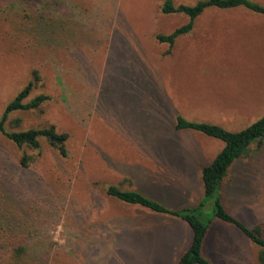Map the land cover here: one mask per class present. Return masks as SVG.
Here are the masks:
<instances>
[{
	"label": "rangeland",
	"instance_id": "rangeland-1",
	"mask_svg": "<svg viewBox=\"0 0 264 264\" xmlns=\"http://www.w3.org/2000/svg\"><path fill=\"white\" fill-rule=\"evenodd\" d=\"M166 1L0 0V120L38 72L29 100H51L12 114L6 129L69 135L63 157L46 140L19 148L0 133V264H178L189 249L186 222L107 188L176 211L199 203L202 170L224 143L176 132L175 119L240 132L264 118V16L209 8L169 55L157 36L189 18L164 15ZM222 196L248 226L264 224V146L232 168ZM204 254L212 264H259V249L219 221Z\"/></svg>",
	"mask_w": 264,
	"mask_h": 264
},
{
	"label": "trees",
	"instance_id": "trees-1",
	"mask_svg": "<svg viewBox=\"0 0 264 264\" xmlns=\"http://www.w3.org/2000/svg\"><path fill=\"white\" fill-rule=\"evenodd\" d=\"M209 8L220 10L245 8L255 14L264 16V6L250 0H206L199 2L195 6H176L173 1L167 0L161 8L162 13L164 15L183 14L189 18V22L170 35L157 36L158 43L168 45L170 48L168 54L170 55L176 41L180 37L190 34L194 29L196 20ZM34 76L35 81L31 82L7 106L0 120V133L19 148L28 146L39 150L41 148V140H46L51 148L56 150L61 156L67 157L69 135L59 133L54 126L23 132H9L6 129V124L12 114L21 111H35L51 100L50 97L45 95L29 100L35 84L40 81L38 72H35ZM16 123L19 124L20 120H17ZM175 131L200 133L224 143L223 150L210 165L202 170L204 195L195 207H186L177 211L171 210L139 191H124L116 186L108 187L107 195L124 204L138 206L155 214L169 216L186 222L192 231V240L189 249L181 257L178 264H212L205 257L204 249L215 221L234 227L242 236L256 246L259 249L258 263L264 264V224L260 223L253 227L248 226L227 210L222 196L224 182L229 177L232 168L241 159L249 156L253 147L256 146L260 149L264 146V118L243 131L230 132L218 125L189 122L178 116L175 119ZM29 161L25 157L21 163L24 167H27ZM14 254L15 257L21 258L24 250L16 248Z\"/></svg>",
	"mask_w": 264,
	"mask_h": 264
},
{
	"label": "crops",
	"instance_id": "crops-1",
	"mask_svg": "<svg viewBox=\"0 0 264 264\" xmlns=\"http://www.w3.org/2000/svg\"><path fill=\"white\" fill-rule=\"evenodd\" d=\"M237 9H238V8H237ZM232 10H234V9H232ZM203 14H204V13H203ZM200 17H201V16H200ZM197 20H198V19H197ZM197 20H196V21H197ZM195 23H196V22H195ZM194 27H195V26H194ZM193 30H194V29H193ZM185 36H186V35H185ZM182 37H183V36H182Z\"/></svg>",
	"mask_w": 264,
	"mask_h": 264
}]
</instances>
